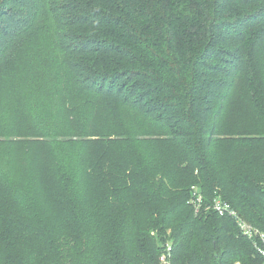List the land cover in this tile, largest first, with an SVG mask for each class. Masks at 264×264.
Segmentation results:
<instances>
[{
    "label": "trees",
    "instance_id": "1",
    "mask_svg": "<svg viewBox=\"0 0 264 264\" xmlns=\"http://www.w3.org/2000/svg\"><path fill=\"white\" fill-rule=\"evenodd\" d=\"M263 25L264 0H0V64L30 41L0 94V264H159L167 243L174 264H264L189 204L264 232Z\"/></svg>",
    "mask_w": 264,
    "mask_h": 264
},
{
    "label": "rangeland",
    "instance_id": "2",
    "mask_svg": "<svg viewBox=\"0 0 264 264\" xmlns=\"http://www.w3.org/2000/svg\"><path fill=\"white\" fill-rule=\"evenodd\" d=\"M259 32L263 31L264 32V25L261 26V27H258L257 28ZM264 37H262V41H263ZM261 42V41H260ZM259 42L258 45H260L261 43ZM263 46H264V43L262 42ZM261 44V45H262ZM30 45V41H22L21 42V39L20 41L17 43L16 46H14L12 52H10L9 56H7L6 60L0 64V94H2L3 96H5L6 94V99L8 98H12V100H14V94H13V90H12V85H13V80H14V71H15V67L16 65L18 64L19 60H21V58L23 57V55H25L27 52H24ZM261 50L264 49V47L260 48ZM123 84V82L121 81L119 84H117V88L118 86H121ZM128 91V92H127ZM130 92V87H127L126 89V94ZM5 93V94H3ZM23 135H26V136H29L27 133L23 134ZM18 140H21V142H28L30 144H26V145H23L20 147V150L17 152V155L19 158L21 159H24L25 156H29V157H32V162H34V160L36 159V157L33 155V152L34 151H41V152H45L44 151V148H42L41 146H38V145H33L32 143L37 141L38 139L36 137H23L21 134L18 133ZM227 139H229V137H227ZM29 148V149H27ZM46 159L49 160L48 157H45L43 158V162L41 163H38L37 164V167L40 171L42 170H46V169H49L50 170V167H48L45 163ZM49 181H50V185L51 186V189L53 191L56 192V194L58 195L59 194V191L60 190V185H58V178L55 176L54 173H51L50 177H49ZM55 189H54V188ZM62 199H61V202H64V193L62 195ZM5 212H3V216L6 218H8L10 216V214L15 217L13 215V213L10 211V209L5 205V209H4ZM18 217H21L20 219H24L25 216L24 214L20 213V214H16ZM24 217V218H22ZM72 218L69 217V220H71ZM2 221L0 219V234H2L4 231H8V233H16L14 232L13 228L11 226H2Z\"/></svg>",
    "mask_w": 264,
    "mask_h": 264
},
{
    "label": "built area",
    "instance_id": "3",
    "mask_svg": "<svg viewBox=\"0 0 264 264\" xmlns=\"http://www.w3.org/2000/svg\"><path fill=\"white\" fill-rule=\"evenodd\" d=\"M189 204L194 207L196 214L207 206L206 209L212 210L218 216L231 218L240 234L252 242L257 255L264 260V232L249 224L228 202L215 198L211 204L206 205L202 193L193 187ZM159 264H174L171 244L165 245L159 258Z\"/></svg>",
    "mask_w": 264,
    "mask_h": 264
}]
</instances>
